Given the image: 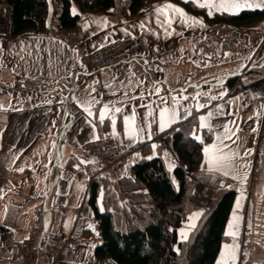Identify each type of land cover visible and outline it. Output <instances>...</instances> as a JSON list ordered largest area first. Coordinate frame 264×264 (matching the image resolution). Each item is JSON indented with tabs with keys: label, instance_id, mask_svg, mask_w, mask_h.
I'll use <instances>...</instances> for the list:
<instances>
[{
	"label": "crops",
	"instance_id": "obj_1",
	"mask_svg": "<svg viewBox=\"0 0 264 264\" xmlns=\"http://www.w3.org/2000/svg\"><path fill=\"white\" fill-rule=\"evenodd\" d=\"M165 2L157 1L133 15L129 13L125 0L118 7H111L104 12H90L95 20L107 17V26L95 22V27L81 39L86 49H96L117 37L136 38L142 49L137 58L97 71L85 65L73 47L52 38L45 31H27L13 37H0V105L3 106L0 107V215L5 205L8 206L6 219L0 224V264H117L112 258H101L95 253L102 237L90 203V185L93 179L101 178L107 183L105 188L102 187L103 192L108 188L116 189L121 178L132 175L135 163L146 159L140 157L152 155V142L158 146L155 156L163 158L167 169L169 163L175 165L169 172L177 186L175 168L181 166L189 177L194 178L192 189L200 184L211 188L213 194L220 188L236 190L229 219L240 197L242 207L237 212L242 219L237 240L242 248L249 250L247 255H243L241 248L240 258L250 260L255 250L252 246L264 245V108L261 107L264 98L246 102L238 93L244 85L264 82V19L245 25L241 28L240 40H235L233 46L225 48L230 32L228 27L233 25L206 20L201 14L188 11L183 5L170 0L190 15L202 18L205 27H189L181 24L177 18L171 26L175 32L165 36L156 22L155 13V6ZM249 2L258 3L259 0ZM245 9L255 8H242L239 12ZM203 10L207 11L206 8ZM216 13L229 12L213 11L209 16ZM145 60L148 64H145ZM132 72L136 73L135 77ZM215 77H223V83H216ZM141 80L145 85L159 81L161 95L166 96L169 106H173L172 97L180 89H184L182 94L186 96L202 93L199 99L204 104L203 108L197 109L191 99L180 101L181 112L185 103L192 111L191 115L174 126L178 128L192 117L196 120V131L203 138V159L195 173L187 170L171 143L166 148L161 145L158 138L161 133L156 131V125H153L152 141L131 143L124 135L122 117L130 114L133 104L138 113L137 123L143 116L142 105L146 106L152 101L157 110L163 106L155 96L146 95L141 99L137 95L139 92L154 91V88L140 85ZM97 83H101L109 92L107 97L96 90L92 91ZM222 87L227 88L226 95L212 98L209 103V98L214 97ZM167 89L173 91H163ZM124 93L136 99L130 102ZM73 95L81 100L91 95L101 102L94 109V116L87 119L96 123L95 134L111 135L120 147L118 159L101 175H97V160L83 151L82 145L92 140L93 130L87 123V114L72 100ZM122 101L124 108L121 114H117L115 125L119 135L113 136L111 119L105 117V122L99 123L98 109L104 103L119 106ZM216 105L221 107L217 109ZM64 109L70 115L65 116ZM209 111L212 116L207 122L212 127L201 129L199 116L208 117ZM257 112L261 115L257 116ZM66 124L68 126L64 127ZM224 124L230 129L231 139L223 140V143L227 145V150L240 153L236 159L237 168L245 161L250 162L247 182L243 186L231 175H213L207 170L203 148L216 141V133L223 131ZM165 132L169 134L171 131ZM53 141H56V147L52 146ZM165 149L169 153L167 158ZM246 149L251 150L250 155H244ZM57 151L62 153L61 160L55 158ZM134 152L139 153L140 157H133ZM81 159L89 163L81 164L79 169L73 167ZM93 160L96 163H92ZM45 165L51 170L47 179ZM20 168L24 170L18 171ZM220 180L224 181L225 186L220 184ZM77 182L85 185L84 191L78 189ZM241 188L242 196L238 191ZM190 198H194L191 192ZM197 211L194 209L190 213ZM45 221H48L46 229ZM65 221L67 227L64 226ZM187 221L180 228H186ZM197 222L198 219L196 225ZM89 223L94 225L95 232L87 227ZM31 229L36 233L38 249L34 260L25 262L16 248L4 245V240L11 236L24 239ZM55 233L74 234L79 238L78 243L61 249L56 262L50 256L51 250L57 246L51 237ZM224 242L231 243V237H227ZM245 244L247 247H244ZM254 262H264V252Z\"/></svg>",
	"mask_w": 264,
	"mask_h": 264
},
{
	"label": "trees",
	"instance_id": "obj_2",
	"mask_svg": "<svg viewBox=\"0 0 264 264\" xmlns=\"http://www.w3.org/2000/svg\"><path fill=\"white\" fill-rule=\"evenodd\" d=\"M123 0H0V37H13L27 31H45L48 26L73 29L86 12H104L118 7ZM162 0H125L130 14ZM188 11L201 14L206 20L230 23L225 48L240 40L245 25L264 19V9H245L236 14L216 13L185 0H170ZM75 6L77 13L73 14ZM54 19H57L54 20ZM54 20V21H52ZM244 37V36H242ZM196 125L195 118L182 122L177 131L168 134L174 150L195 173L201 166L203 144L189 133ZM178 186L161 156L143 159L132 167V175L117 182L116 189H104L105 211L97 203L101 187L107 183L93 179L90 185V203L98 219L102 242L95 253L110 257L117 264H215L227 221L236 197L234 188H220L214 201L192 229L187 240L179 237V228L187 217L186 206L194 183L183 167L177 166ZM147 191H144V190ZM154 200V210L148 203ZM179 249V251H177Z\"/></svg>",
	"mask_w": 264,
	"mask_h": 264
},
{
	"label": "snow or ice",
	"instance_id": "obj_3",
	"mask_svg": "<svg viewBox=\"0 0 264 264\" xmlns=\"http://www.w3.org/2000/svg\"><path fill=\"white\" fill-rule=\"evenodd\" d=\"M188 3H194L198 7L204 9H207L208 15H212L213 11L216 12H229V13H236L239 12L242 8H264V0H259L258 3H250L249 0H186ZM111 11V9H110ZM143 11V9L141 10ZM73 14L77 13V9L75 6L72 7ZM155 13H156V22L160 25V27L163 29V32L165 36H171L175 29H172V22L179 18L181 24L187 25L189 27H194L195 25H199L200 27H205L203 19L200 17L192 16L189 13L185 11V9L179 7L178 5L169 2V0H166L165 3L155 6ZM161 15L163 16V19H161ZM94 22L98 24H103L105 27L107 26V17H101L97 18ZM191 22V23H189ZM141 28L144 27L143 22H141ZM84 27L87 28L88 24L85 22ZM171 29V30H170ZM125 32H127V29H124ZM151 31V30H150ZM158 35V33H156ZM102 46V45H101ZM75 51V50H74ZM182 51V49H181ZM224 55H228V53H224ZM195 63V61H194ZM145 64H148V61L145 60ZM241 68L244 67L243 64L240 65ZM132 76L135 77L136 73L132 72ZM216 83L222 84L223 83V77H215L214 78ZM129 84H131V81H129ZM159 81H154L153 84L145 85L144 81H140V85L144 86L145 88H154L153 92H139L137 95L143 99L146 95L155 96L157 100L160 101V103L163 105L162 107H159L158 110L152 105V101H149V104L144 106L142 105L141 108L143 110V116L141 118V121L137 123L136 117L138 115L136 111V106L133 104L131 107L130 114L123 115V128H124V135L130 140L131 143H136L137 141H143L148 140L152 141L153 136V125H156V131L158 133H164L166 130L168 131H177L174 126L177 124L180 120L186 119L187 116L191 115V109L185 105L183 106V112L180 111L181 104L180 101H188L189 99L193 100L195 102V107L197 109L203 108L204 104L200 102V96L202 95L201 92H197L194 95L186 96L182 93L184 92V89H180L179 93L176 96L172 97V105L169 106L168 100L166 96L161 95L162 88L159 86ZM105 87H108V85H105ZM195 87H199L198 85H195ZM92 91H95L93 88ZM165 92H171L172 89L163 90ZM211 92V90H209ZM227 88L222 87L220 91H218L214 97L209 98L208 102L211 103L212 98H218L226 95ZM203 95L208 96L209 93H203ZM124 96L128 101H134L136 99L135 96L129 97L127 96V93H124ZM72 100L75 101L80 108L83 109V111L87 114V117H93L94 116V109L98 104H101L100 101L96 99V97L88 95L86 99H79L75 95L72 96ZM50 102V101H49ZM0 107H3L0 105ZM221 105H216V108L219 109ZM262 108H264V105H261ZM124 108L123 101L120 102L119 106L116 105H110L107 103H104L102 106L98 109V116L97 119L99 123L103 124L105 122V117H109L111 119L112 125H113V136L119 135L115 131V125L117 121V114H121L122 110ZM64 115L68 116L70 113L67 109H64ZM257 116L261 115V113L257 112ZM212 116V112H208V117L204 115L199 116V127L203 129L204 127L211 128L212 125L207 122L208 118ZM55 123V121H53ZM87 123L91 125L93 130L92 140H99L100 136L95 134L96 131V123L91 120L87 119ZM68 125H64V127H67ZM2 131V130H0ZM253 131H256V129H253ZM230 129L227 124L223 125V131L217 132L216 136L217 139L212 144H206L203 148L204 157L207 161V170L212 173L213 175L215 173H222L223 176H229L231 175L232 178L240 183L241 186H243L247 182L248 178V169L250 162L245 161L244 163H241L239 165V168H237L236 159L239 157L240 153L238 151H230L227 150V145L223 143V140H230L231 136L229 135ZM190 136H192L195 140L203 142V138L200 134L197 133L196 127H193V130L189 133ZM105 138H107V134H105ZM123 143V141H121ZM52 146L56 147L57 143L56 141L52 142ZM157 144L155 142L151 143V149H152V155L148 157H140L139 153H133V157H140V158H146V159H152L153 156L157 155ZM251 150H245L244 155H250ZM165 157L167 158L169 156L168 151L165 149L164 152ZM55 158L57 160L62 159V153L60 151H57ZM133 163L135 160L132 161ZM39 163V162H37ZM89 161L87 160H80V163L73 165V167L79 169L81 164H87ZM92 163H96L95 160L92 161ZM28 167H31L29 165ZM62 167V165H61ZM127 167V166H125ZM169 170H171L173 167H175L174 164L169 163L168 165ZM203 167V165H202ZM45 179L48 178V173L51 171L50 168H48L47 165H45ZM18 171H23V168L17 169ZM35 171V169H33ZM86 175V173H85ZM173 183L175 184V179L173 178ZM220 184L222 186L224 185V181L220 180ZM47 187V185H45ZM78 189L82 192L84 191L85 185L83 183L77 182ZM227 187H231V185H227ZM2 191V190H0ZM144 191H147L146 189ZM238 191L241 192V196L243 195V189H238ZM103 197L104 192L103 188L101 187L97 203L99 205V210L101 212L105 211L104 204H103ZM241 199L240 197L237 198L233 212L231 214V218L228 220L224 236L225 237H231V243L224 242L221 244V248L219 251V254L216 259V264H237L238 259H240V244L237 240V237L240 235V223H241V215L238 214L237 209L241 208ZM8 212V206L5 205L4 212L2 215H0V224L4 223V220L6 219ZM203 209L197 212H193L189 214L188 221H187V227L186 228H180V238L182 240L188 239V233L196 227V220L199 219V217L202 215ZM48 221H45L44 227L47 228ZM7 226V225H5ZM64 226L67 227V221L64 222ZM249 228H251V224L249 223ZM89 229H91L93 232H95V227L93 224L89 223L87 225ZM15 231V229H13ZM96 235L99 236V233L96 232ZM25 239H28V237H25ZM23 243V241H20ZM93 247L95 245H92ZM179 251V249H177ZM244 255H247L245 252Z\"/></svg>",
	"mask_w": 264,
	"mask_h": 264
},
{
	"label": "built area",
	"instance_id": "obj_4",
	"mask_svg": "<svg viewBox=\"0 0 264 264\" xmlns=\"http://www.w3.org/2000/svg\"><path fill=\"white\" fill-rule=\"evenodd\" d=\"M94 21L95 19L92 13L86 12L80 16L73 29L65 30L51 25L45 29V32L52 38L73 47L80 56L82 62L91 68V70L97 71L114 66L130 58H137L142 49L140 41L136 38L117 37L96 49H86L82 45L81 39L88 31L95 27ZM85 22L88 24L87 28L84 27ZM94 88L96 91L100 92L103 97L109 95V92L104 89L101 83L95 84ZM238 93H240L246 102L260 97L264 98V82L258 81L244 85L238 90ZM158 138L164 148L170 145L168 132L159 134ZM82 148L85 153L97 160L99 165L97 175L106 172V170L118 159L121 153L118 143L111 135H107V138H105V135H102L99 140L86 141L83 143ZM191 194L195 199L200 200L205 205H209L213 197V190L209 187L197 184L193 187ZM148 203L152 206V210H154V200L152 197H148ZM26 237H28V239H18L14 236L8 237L4 240V245L6 247L16 248L25 262H31L34 260L38 249L35 231L32 229L29 230ZM51 237L53 241L57 242V246L50 252V256L53 258L54 262L58 260L62 248L79 242V238L74 234L63 235L61 233H55ZM20 241H23V243Z\"/></svg>",
	"mask_w": 264,
	"mask_h": 264
},
{
	"label": "rangeland",
	"instance_id": "obj_5",
	"mask_svg": "<svg viewBox=\"0 0 264 264\" xmlns=\"http://www.w3.org/2000/svg\"><path fill=\"white\" fill-rule=\"evenodd\" d=\"M229 34V33H228ZM215 194H216V191L214 192V194H213V197H212V200H211V203L209 204V205H205L204 203H202L200 200H198V199H195V198H190V200L188 201V204H187V206H186V211H187V217H186V219L184 220V223L188 220V215H189V213H190V211H192V210H194V209H196V210H201V209H203V212H202V215L206 212V210H207V208L210 206V205H212V202L214 201V197H215ZM255 198L256 199H261V198H257L256 196H255ZM248 204H250V202L248 201L247 202ZM202 215L199 217V219H198V221L200 220V218L202 217ZM186 224V223H185ZM192 231V230H191ZM191 231L188 233V237H189V235H190V233H191ZM182 240V239H181ZM256 241H258V240H256ZM247 247V245L245 244L244 245V247ZM252 247H254L255 248V250H254V252H253V254L252 255H250V260H248V261H246V260H244V259H242V258H240V259H238V261H237V264H254L255 262L254 261H257V259H259L261 256H262V254H263V252H264V245L262 246H260V245H258V246H252ZM257 247V248H256ZM241 248H242V246L240 245V253H241ZM242 250H243V255H244V253L245 252H247V251H249L248 249H244V248H242ZM260 256V257H259ZM241 257V256H240ZM261 263H264V262H261ZM260 262H259V264H261ZM256 264V263H255Z\"/></svg>",
	"mask_w": 264,
	"mask_h": 264
}]
</instances>
